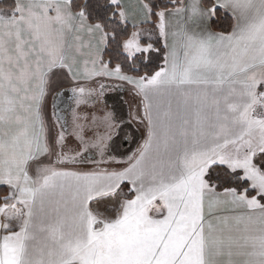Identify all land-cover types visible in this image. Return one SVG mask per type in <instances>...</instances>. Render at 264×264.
I'll return each instance as SVG.
<instances>
[{"label": "snow or ice", "instance_id": "6c2138e0", "mask_svg": "<svg viewBox=\"0 0 264 264\" xmlns=\"http://www.w3.org/2000/svg\"><path fill=\"white\" fill-rule=\"evenodd\" d=\"M0 264H264V0H0Z\"/></svg>", "mask_w": 264, "mask_h": 264}]
</instances>
